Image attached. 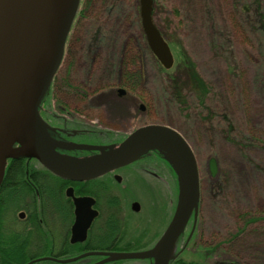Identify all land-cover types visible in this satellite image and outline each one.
Listing matches in <instances>:
<instances>
[{"label": "rangeland", "instance_id": "rangeland-1", "mask_svg": "<svg viewBox=\"0 0 264 264\" xmlns=\"http://www.w3.org/2000/svg\"><path fill=\"white\" fill-rule=\"evenodd\" d=\"M138 9V0H79L43 100L71 102L66 85L86 94L125 87L147 107V116L111 123L104 112L91 119L95 125L119 137L142 125L168 126L186 140L198 167L196 219H189L169 264H264V238L253 234L264 235V221L244 226L249 218H264V0H154L153 22L174 59L167 71L145 43ZM186 58L204 92L194 90ZM168 78L182 88L180 104L167 100ZM75 98L74 107L90 111L83 96ZM209 159L216 162L214 176ZM176 201L168 200L162 213L156 203L145 204L149 222L162 216L157 232L169 223Z\"/></svg>", "mask_w": 264, "mask_h": 264}, {"label": "flooded vegetation", "instance_id": "flooded-vegetation-1", "mask_svg": "<svg viewBox=\"0 0 264 264\" xmlns=\"http://www.w3.org/2000/svg\"><path fill=\"white\" fill-rule=\"evenodd\" d=\"M66 87L73 101L77 95L83 96L90 111L78 104L74 107L72 100L63 104L43 100L39 115L51 129L49 136L58 142L111 144L125 136L95 125V115L109 112L111 123L133 120L137 114L138 118L147 116V107L125 87L90 94L85 90L76 92L75 86ZM57 152L73 158L99 153L59 149ZM15 159L22 180L12 182L10 188L4 184L13 160L9 159L0 184V264H154L146 254L169 223L165 221L164 231L157 232L162 216L159 220L158 216L150 218L149 222L145 204L156 203V209L161 208L162 213L168 200L174 202L177 195L176 176L161 154L149 151L112 172L84 181L60 178L35 159ZM168 191L173 196L170 199ZM75 200L84 201L80 216L76 214L79 207ZM9 252L17 253L11 263L4 259ZM135 254L144 256L129 257Z\"/></svg>", "mask_w": 264, "mask_h": 264}, {"label": "water", "instance_id": "water-1", "mask_svg": "<svg viewBox=\"0 0 264 264\" xmlns=\"http://www.w3.org/2000/svg\"><path fill=\"white\" fill-rule=\"evenodd\" d=\"M78 2L0 0V133L5 141L8 139L5 146H0V184L8 159L33 158L60 178L84 181L112 172L141 154L157 151L176 175L178 196L166 230L146 255L153 258L154 264H169L177 239L189 219H196L200 196L196 159L182 135L168 126L150 124L137 128L119 144L78 145L53 140L49 136L51 129L39 115V106L62 61ZM138 5L148 49L164 70H170L174 59L152 20L153 1L138 0ZM25 69L27 74L23 72ZM35 79L39 83L33 91L29 82ZM118 92L123 94L124 91L119 89ZM57 149L97 150L99 153L73 158L58 153ZM207 164L210 175L214 176L215 160L209 159ZM183 182L186 184L184 190ZM74 202L79 207L76 214L80 216L84 201ZM139 256L144 255L129 257Z\"/></svg>", "mask_w": 264, "mask_h": 264}, {"label": "trees", "instance_id": "trees-1", "mask_svg": "<svg viewBox=\"0 0 264 264\" xmlns=\"http://www.w3.org/2000/svg\"><path fill=\"white\" fill-rule=\"evenodd\" d=\"M182 64H183L184 70L186 71V74L189 77L190 82L193 85V88L194 87L197 88V89L194 88V90H197V91L199 90V91L204 92L205 91V84L202 81V79L199 77V75L196 73L194 64L190 60H188L187 58L185 59V62L183 61ZM131 76H129V81L132 80V82H134L136 84V80L134 81L135 78L133 76L132 77ZM168 79L169 80H167V82H166L167 86L165 87V93L168 96L167 100H168V102H171L172 101L171 99H174V100L178 101V104H180L181 103L180 99L182 98V90H181L182 88L176 79H174V78H168ZM204 97H205V95H204ZM198 98H199L200 102H202V103L204 102L205 98H200V97H198ZM114 141L115 140H113L112 142H114ZM117 141H119V140H116L115 142H117ZM18 164H19V162L14 158L11 162L10 169H9V172L7 174V177H6L5 183H4V184H6V183L8 184V185L6 184L7 188L11 187L10 184L12 182H14L16 180L21 181L23 178V175H22L21 169H20V165H18ZM261 221H264V218H249L246 221H244V223H245L244 226H245V228H247L248 226L255 225ZM239 232H240V230L238 231V233ZM253 234H260L264 238V235L259 231H255V232H253ZM236 235H234L232 237L233 239L230 241V243L228 245H230L233 242V240L238 237ZM262 243H264V240ZM218 249H221L220 245L216 247V250H218ZM204 252L207 253V256H208V254L213 253L214 250H213V248L210 247V248L205 249ZM223 252L226 253L225 250H223ZM16 256H17L16 252H12V253L9 252V253H7L6 257H4V259L7 263H11V262H13V259L16 258ZM239 260L242 261V258H240ZM225 263H226V261H222L220 264H225ZM180 264H182V263H180Z\"/></svg>", "mask_w": 264, "mask_h": 264}, {"label": "bare ground", "instance_id": "bare-ground-1", "mask_svg": "<svg viewBox=\"0 0 264 264\" xmlns=\"http://www.w3.org/2000/svg\"><path fill=\"white\" fill-rule=\"evenodd\" d=\"M23 72H24L25 74L28 73V72L26 71V69L23 70ZM38 83H39V80H38V79H35L34 81H33V80H30L29 84H31V87H32L33 91L36 90V88H37V86H38ZM1 128H2V127H1ZM2 129H3V128H2ZM2 142H4V143H2ZM7 142H8V139L5 141V137H4V135H2V134L0 133V146H1V145H2V146H5V145L7 144ZM157 145H159V144H157ZM185 186H186V184L183 182V185H182L183 190L185 189Z\"/></svg>", "mask_w": 264, "mask_h": 264}]
</instances>
